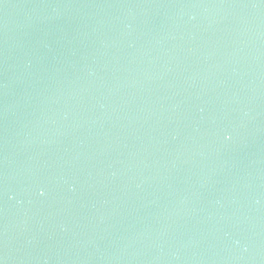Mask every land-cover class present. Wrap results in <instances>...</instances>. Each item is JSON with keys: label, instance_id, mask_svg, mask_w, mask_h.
<instances>
[{"label": "water", "instance_id": "water-1", "mask_svg": "<svg viewBox=\"0 0 264 264\" xmlns=\"http://www.w3.org/2000/svg\"><path fill=\"white\" fill-rule=\"evenodd\" d=\"M0 264H264V0H0Z\"/></svg>", "mask_w": 264, "mask_h": 264}]
</instances>
